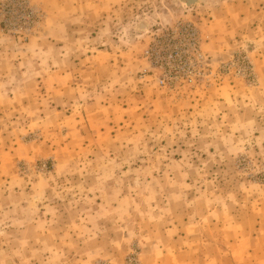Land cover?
<instances>
[{
    "label": "rangeland",
    "instance_id": "obj_1",
    "mask_svg": "<svg viewBox=\"0 0 264 264\" xmlns=\"http://www.w3.org/2000/svg\"><path fill=\"white\" fill-rule=\"evenodd\" d=\"M199 1L0 0V264H264V0Z\"/></svg>",
    "mask_w": 264,
    "mask_h": 264
},
{
    "label": "built area",
    "instance_id": "obj_2",
    "mask_svg": "<svg viewBox=\"0 0 264 264\" xmlns=\"http://www.w3.org/2000/svg\"><path fill=\"white\" fill-rule=\"evenodd\" d=\"M147 58L154 70L156 81L162 86L188 85L204 79L209 69L200 50L197 28L192 24L179 23L163 33V38L154 41ZM250 74L252 67L248 68Z\"/></svg>",
    "mask_w": 264,
    "mask_h": 264
},
{
    "label": "water",
    "instance_id": "obj_3",
    "mask_svg": "<svg viewBox=\"0 0 264 264\" xmlns=\"http://www.w3.org/2000/svg\"><path fill=\"white\" fill-rule=\"evenodd\" d=\"M199 2H200L199 0H180L181 5L185 6L187 8L197 6L199 4ZM148 30H149V23L148 22L141 23L137 27V31H139V32L147 33Z\"/></svg>",
    "mask_w": 264,
    "mask_h": 264
}]
</instances>
